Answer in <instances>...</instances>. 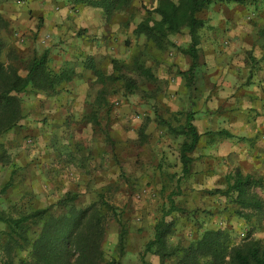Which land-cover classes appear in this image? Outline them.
Returning a JSON list of instances; mask_svg holds the SVG:
<instances>
[{"label":"crops","instance_id":"1","mask_svg":"<svg viewBox=\"0 0 264 264\" xmlns=\"http://www.w3.org/2000/svg\"><path fill=\"white\" fill-rule=\"evenodd\" d=\"M139 1L127 0L120 6L115 3L108 13L100 6L88 4L87 0L0 3V12L9 23L7 29L25 37L21 42L8 33L1 38L2 42L8 41L17 53L30 55L28 58L46 53V64L51 71L67 70L72 74L71 79L56 87L60 92L54 97L27 90L31 93L26 98L28 109L20 122L21 129L26 130L24 135L43 143L42 152L47 155L45 161L51 170L67 165L64 156L77 154L79 150L93 156V164L103 160L107 163L111 154L107 143L114 133H94L101 125V115H110L106 86L112 82L113 67L105 68L104 63H112L120 55L126 59L124 53H131L137 57V64L150 70V80L165 83L164 89L173 95L168 105H173V112H179L183 119L176 126L159 114L158 124L165 121L172 127H180L185 123L186 112L193 111V125L199 138L189 154L192 161L185 176L179 160L183 140H172L177 146L173 152L178 169L173 171V180L180 184L187 176H195L199 184H209L238 169L259 181L255 190L264 201V0L246 3L211 0L197 13L204 25L196 33L195 60L188 53L191 42L188 27L168 35L163 48L157 47L147 33L135 32L148 15L160 19L153 11L158 0H142L141 5ZM135 9L139 18L131 20L130 10ZM193 63L192 86L188 88L187 72ZM149 94L156 100L162 98L160 89L152 94L148 88L141 87L140 101L144 102ZM61 102L78 109L73 121H90L92 128L87 133H60L66 126L60 125L64 119L59 126L54 125L59 120H54L56 113L63 115L60 111L54 112V108ZM48 114L49 119L44 120ZM118 135L129 145L137 144L140 138L143 148L148 144L157 148L154 153L160 154L158 161L145 166H152L159 174L162 158L166 161L171 152L152 133H145L142 128L140 133ZM171 136L183 138L174 133ZM51 153L52 156L56 153L55 161L48 156ZM165 156L168 158L164 159ZM231 216V220L236 219L249 228L243 218Z\"/></svg>","mask_w":264,"mask_h":264},{"label":"rangeland","instance_id":"2","mask_svg":"<svg viewBox=\"0 0 264 264\" xmlns=\"http://www.w3.org/2000/svg\"><path fill=\"white\" fill-rule=\"evenodd\" d=\"M7 1L13 5V0H0V3ZM151 1L153 0H146ZM139 2L140 5L144 3L142 0ZM137 12L136 9L130 10L131 20L139 18ZM0 15L2 16L1 12ZM7 28L0 30V63L3 65V73L15 69L17 74L25 76L27 63L32 56L28 58V54L21 55L8 41H1L8 33L21 42L25 37ZM47 38L48 36L43 37L42 42H46ZM178 48L183 50L184 47ZM115 53L121 54L120 51ZM124 54L126 59L120 55L116 61L104 63L105 68L113 67L112 82L106 86L110 115H101V125L94 133H114L113 139L109 138L107 143L111 151L107 163H104V155H98L103 161L93 164L91 160L94 157L84 155L79 150L77 154L68 153L64 156L67 165L51 170L45 161L47 155L42 152L43 143L24 135L26 130L21 129L20 122L28 109L25 107L28 106L26 98L31 93L11 92L16 99L17 110L16 103L4 105L0 102V216L13 217L21 209L28 211L37 208H47V213L56 216L66 211L57 204L66 192L76 196L74 204L77 206L103 203L102 211L106 217L103 251L106 259L114 258L117 264H143V260L147 264H162L158 255H143V251L147 241L152 238L154 223L169 208V199L179 208L165 217L168 221L172 220L175 227V232L169 238L170 244L181 242L187 245L200 232L210 228L226 229L234 242L241 241L246 235L247 226L236 219L231 220L235 206L229 198L212 192L214 189L225 188L224 177L220 176L209 184H199L195 176H187L178 181L180 184L173 180V171L178 169L175 163L177 156L173 152L177 146L173 145L172 140L182 141L183 138L171 136L172 132L165 125L157 123L156 116L160 114L176 126L183 122L182 116L179 112H173V105H168L173 95L164 89L165 83L157 82V79L145 80L137 70V57L131 53ZM125 78L133 79V93L125 91ZM141 87L148 88L152 94L160 89L161 100H156L155 96L149 94L141 102ZM59 92L56 88L54 92L44 95L54 97ZM49 100L51 98L46 101L47 104H50ZM58 111L63 115L58 116L56 113L57 118L54 120H59L53 124L59 126L64 119L60 125L66 126L60 133H87L92 128L90 121H73L74 114L78 112L74 105L68 107L61 102L54 108V112ZM49 117L48 114L43 118L45 120ZM142 128L145 133H152V137L157 138L158 143H162L171 152L169 158L164 157L168 158L166 161L162 158L163 166L159 174L155 173L152 166H145L158 161L157 156L160 154L154 153L157 148H153L151 144L143 148L140 138L137 139V144L129 145L118 135L140 133ZM13 135H16L15 138ZM48 156L55 161L56 153ZM179 189L177 194L176 190ZM106 205L113 208H106ZM262 223L257 225L252 236L264 241ZM7 229L6 224L0 221V264H7L10 259L12 264L13 260L17 262L19 258L28 259L27 251L5 252L3 245L7 241ZM38 232L39 224H35L30 227L29 235L33 239ZM163 264L173 262L170 260Z\"/></svg>","mask_w":264,"mask_h":264},{"label":"trees","instance_id":"3","mask_svg":"<svg viewBox=\"0 0 264 264\" xmlns=\"http://www.w3.org/2000/svg\"><path fill=\"white\" fill-rule=\"evenodd\" d=\"M126 1L87 0V3L100 6L108 13L113 4L120 6ZM220 1L246 3L249 0ZM210 3L211 0H158L153 11L160 19L155 20L148 15L137 25L135 32L147 33L157 47L163 48L168 35L188 27L191 38L188 53L195 60L196 33L204 25L197 13ZM7 25V21L0 15V30L7 28ZM1 45L0 42V47ZM136 65L139 74L148 79L152 78L148 68L143 64ZM194 66L193 63L187 72L188 88L192 86L190 80ZM4 73L0 63V102L4 105L16 103L15 110L18 108L17 102L11 92H54L62 81L72 77L71 72L67 70L51 71L46 64V53L30 58L25 76L17 74L15 69ZM123 86L127 93L134 92L133 79L125 78ZM162 123L167 125L169 131L184 138L180 145L179 160L181 173L185 176L192 161L189 154L199 138V133L193 125V111L186 112L185 123L180 127H172L165 121H161ZM224 182L223 190L214 189L212 192L229 198L235 206L232 213L243 218L249 226L241 241L234 242L226 229L210 228L200 232L187 245L181 242L170 244L169 238L175 232V227L174 222L166 220L165 217L179 208L169 199L170 206L154 223L152 238L145 244L143 255L156 254L162 264L170 260L173 264H264V241L252 236L254 229L261 222L264 228V201L255 190L259 181L236 169L225 175ZM75 198L74 194L66 192L57 202L66 211L56 216L47 213V208L28 211L21 209L17 216H0V221L8 228L7 241L3 245L5 252L9 254L15 250L28 253V259L19 258L17 262L13 260V264H117L114 258L106 259L103 251L106 231L103 203L77 206L74 204ZM35 224H39V232L32 239L29 230ZM7 264H12L11 259L7 260ZM143 264L147 263L143 260Z\"/></svg>","mask_w":264,"mask_h":264}]
</instances>
